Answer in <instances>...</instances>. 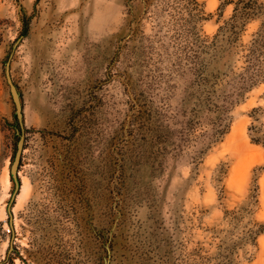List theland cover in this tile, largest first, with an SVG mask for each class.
<instances>
[{
    "label": "rangeland",
    "instance_id": "rangeland-1",
    "mask_svg": "<svg viewBox=\"0 0 264 264\" xmlns=\"http://www.w3.org/2000/svg\"><path fill=\"white\" fill-rule=\"evenodd\" d=\"M239 1L0 0V264H264V0Z\"/></svg>",
    "mask_w": 264,
    "mask_h": 264
},
{
    "label": "water",
    "instance_id": "water-1",
    "mask_svg": "<svg viewBox=\"0 0 264 264\" xmlns=\"http://www.w3.org/2000/svg\"><path fill=\"white\" fill-rule=\"evenodd\" d=\"M6 77H7L8 84L10 86L12 99L16 107V117H17V121L20 127V131H18L20 133V140L17 146V152L15 155V159L11 167V176L15 182V187H16L13 199L11 200V203H10L12 205L15 201V196L17 195L19 191V187H20L19 170H20L21 162H22L25 138H24V128H23V124H24L23 123V105H22V101H21V97L18 92V89L11 78L10 63H8L6 67ZM10 210L11 208L9 207V212L11 214ZM11 217H12V214H11ZM106 264H109V261H107Z\"/></svg>",
    "mask_w": 264,
    "mask_h": 264
},
{
    "label": "trees",
    "instance_id": "trees-1",
    "mask_svg": "<svg viewBox=\"0 0 264 264\" xmlns=\"http://www.w3.org/2000/svg\"><path fill=\"white\" fill-rule=\"evenodd\" d=\"M244 1L243 0H240L239 1V4L241 5V4H244L245 6L243 7V9L245 10V13L243 14V16L244 15H249L250 14V11H252V9L253 10H255L256 8H255V4H256V2H257V0H249V2L248 3H243ZM239 9H238V7H237V9L235 10L236 11V13L237 14H235V16L233 17V19L235 18H237L238 17V13H239V11H238ZM249 11V12H248ZM232 23H234V20H232ZM232 23H227V26H225V28L224 27H222L221 29H220V32H222V31H226V29H228L230 26L231 27H234L233 25H231ZM24 33H23V36L24 35H26V33H27V29H28V26L27 25H25L24 26ZM250 130H251V132H253V138H252V141L254 142V143H256V144H258V145H262L263 147H264V131H262L261 129H259V128H257V127H255V126H252L251 128H250Z\"/></svg>",
    "mask_w": 264,
    "mask_h": 264
}]
</instances>
